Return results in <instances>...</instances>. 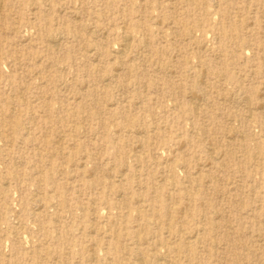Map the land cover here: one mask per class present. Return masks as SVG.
I'll return each instance as SVG.
<instances>
[{"label": "rangeland", "instance_id": "obj_1", "mask_svg": "<svg viewBox=\"0 0 264 264\" xmlns=\"http://www.w3.org/2000/svg\"><path fill=\"white\" fill-rule=\"evenodd\" d=\"M0 264H264V0H0Z\"/></svg>", "mask_w": 264, "mask_h": 264}, {"label": "bare ground", "instance_id": "obj_2", "mask_svg": "<svg viewBox=\"0 0 264 264\" xmlns=\"http://www.w3.org/2000/svg\"><path fill=\"white\" fill-rule=\"evenodd\" d=\"M202 73H203V72H202ZM192 97H193V96H192ZM194 97H195V96H194ZM194 97H193V98H194ZM193 98H192V99H193ZM196 98L199 99L198 97H196ZM245 100H246V99H245ZM213 153H214V152H213ZM212 156H213V154L211 155V157H212ZM213 157H214V156H213Z\"/></svg>", "mask_w": 264, "mask_h": 264}]
</instances>
